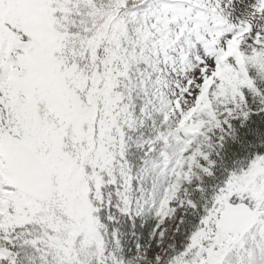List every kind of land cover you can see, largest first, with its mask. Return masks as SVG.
<instances>
[{"label": "snow or ice", "instance_id": "snow-or-ice-1", "mask_svg": "<svg viewBox=\"0 0 264 264\" xmlns=\"http://www.w3.org/2000/svg\"><path fill=\"white\" fill-rule=\"evenodd\" d=\"M0 264H264V0H0Z\"/></svg>", "mask_w": 264, "mask_h": 264}]
</instances>
